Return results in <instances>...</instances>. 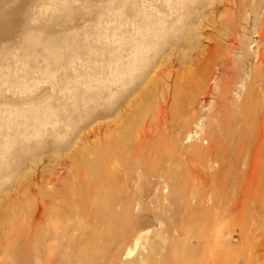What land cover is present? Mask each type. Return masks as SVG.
<instances>
[{
	"label": "rangeland",
	"instance_id": "rangeland-1",
	"mask_svg": "<svg viewBox=\"0 0 264 264\" xmlns=\"http://www.w3.org/2000/svg\"><path fill=\"white\" fill-rule=\"evenodd\" d=\"M0 264H264V0H0Z\"/></svg>",
	"mask_w": 264,
	"mask_h": 264
},
{
	"label": "bare ground",
	"instance_id": "bare-ground-1",
	"mask_svg": "<svg viewBox=\"0 0 264 264\" xmlns=\"http://www.w3.org/2000/svg\"><path fill=\"white\" fill-rule=\"evenodd\" d=\"M97 182V181H96ZM93 183V182H92ZM91 199H96V197H92ZM55 207H57V206H55ZM83 208V207H82ZM92 209V208H91ZM85 210V209H84ZM56 214H57V212H56ZM77 214V213H76ZM61 215V214H60ZM56 216V215H55ZM55 220H56V218H55Z\"/></svg>",
	"mask_w": 264,
	"mask_h": 264
}]
</instances>
